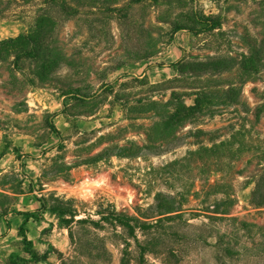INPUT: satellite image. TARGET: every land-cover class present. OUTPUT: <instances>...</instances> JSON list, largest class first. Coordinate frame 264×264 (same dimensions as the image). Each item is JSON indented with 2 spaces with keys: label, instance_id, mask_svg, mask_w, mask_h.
Masks as SVG:
<instances>
[{
  "label": "rangeland",
  "instance_id": "rangeland-1",
  "mask_svg": "<svg viewBox=\"0 0 264 264\" xmlns=\"http://www.w3.org/2000/svg\"><path fill=\"white\" fill-rule=\"evenodd\" d=\"M189 29L200 31L190 32V43L177 34ZM19 35L34 42H13L0 62V150L11 158L0 168V230L12 224L0 236V264H61L72 254L70 211L74 220H98V210L134 213L158 193L171 195L191 225L207 222L202 211L219 203L254 227L165 229L176 224L169 221L150 231L147 245L140 229L134 237L119 226L100 230L110 236L109 264H120L126 248V264H264V209L251 203L264 173V0H0V40ZM41 38L58 55L44 79L31 60L14 65L11 58ZM38 89L70 95L59 138L50 115L26 102ZM200 92L207 112L184 131L207 134L160 147L169 132L158 123L173 107L154 104L176 93L191 106ZM14 128L32 134L33 155L53 148L39 171L22 169L30 154L21 159L22 148L12 146ZM117 145L147 149L140 157L93 159ZM12 153L21 161L14 167ZM26 213L29 246L17 226ZM220 236L226 255L216 249Z\"/></svg>",
  "mask_w": 264,
  "mask_h": 264
},
{
  "label": "trees",
  "instance_id": "trees-1",
  "mask_svg": "<svg viewBox=\"0 0 264 264\" xmlns=\"http://www.w3.org/2000/svg\"><path fill=\"white\" fill-rule=\"evenodd\" d=\"M209 27L210 29H215V25L210 24ZM188 31L192 33L197 32L191 29ZM197 33H200V31ZM30 39L31 38L29 36L19 35L14 39L0 40V62L6 61V59H2V54L5 50L12 49L11 45L13 42H17L19 40L27 41L26 44L34 42ZM46 40L47 39L41 38L37 40L36 43H34L35 45L32 47H23L22 49L17 50L11 56V58L13 57L15 60L14 65H17V62H19V60L22 58L31 60L34 64V68L36 69L33 74H35L39 79H44V77L47 75L46 70L48 67L52 66L58 61V55L55 54V49L49 46L46 43ZM86 99L87 97L84 96L79 100L85 101ZM206 103L207 93L200 92L197 94L194 104L191 106H187L176 93H172L171 99L166 103L154 104L156 106L165 108V110L170 106L173 107V111L163 113V115L160 117V122L158 123L159 129L162 132H169V134L167 133L160 137V141L163 142V140H165L166 143L159 146H164L165 150L176 149L186 144L185 140H187L188 137H194L198 143L201 142V138L207 134L206 131L199 128L187 131L184 130L188 125L192 124L193 119H199L200 117L204 116V114L207 112ZM49 129L56 136H59V132L53 125H50ZM161 134L163 135L164 133ZM147 140H151L148 135ZM142 149H147V146L142 145L141 147H137L135 150H132L127 145L122 147L117 145L115 147H108L104 149L102 153L95 156L93 159L100 158L101 155H110L122 158H130L134 156L140 157L141 155H145V153L142 152ZM162 153L163 151L161 150L160 152H157L156 155H160ZM55 201L60 203L58 200ZM251 203L256 208L264 209V173L260 174L259 176L256 187L252 193ZM234 205L235 204H233V206ZM220 208L221 205L219 203L208 205L205 210L202 211V215L207 219V222H204L201 225H191L188 223V221L183 220L180 206L176 203L175 199L171 195L163 193H158L155 195L154 204L152 206H149L145 209L136 208L134 213H131L127 210H111L107 211V213L98 210L96 211V214L99 216L98 220H93L89 217L74 220L76 215L75 211H70L71 220L68 223L75 224L74 229H72V227H69L68 229L69 238L72 244V254L66 258L61 256V264H109L110 252L106 247V241L108 238H110V236L104 235L101 237L97 234V231L115 229L118 226L122 227V229H129V236L131 237H134V232L136 229H140L146 237V240L144 241V244L146 243V245L149 244L153 238L151 237L150 231L152 229H163L160 226L169 221H175L176 224L165 229H178V227L181 225L188 229H222V227H217V224L220 222L225 224L226 227L230 229H238L242 231L244 229H251L254 227L252 223H247L245 217L233 216L230 212H222ZM55 209H58V211L62 212L61 208ZM64 210L66 211V209ZM194 215H196V213H194L193 216ZM30 217H32V215L30 213H26L25 218L18 229V234L22 237L23 243L28 246L32 244L26 236V224ZM6 225L9 226L8 222H6ZM89 227L94 229H89ZM260 228L264 234V225ZM200 238L201 237H199V239ZM223 240L224 237H218L216 249L221 255H226L230 252L224 248L226 245L223 244ZM147 251V249H143V252ZM127 254L128 252L126 248L124 250V258H122L120 264L127 263L125 258Z\"/></svg>",
  "mask_w": 264,
  "mask_h": 264
},
{
  "label": "crops",
  "instance_id": "crops-1",
  "mask_svg": "<svg viewBox=\"0 0 264 264\" xmlns=\"http://www.w3.org/2000/svg\"><path fill=\"white\" fill-rule=\"evenodd\" d=\"M177 34H182V38H184L188 43H190L193 35L190 32L187 31H181ZM178 36V35H176ZM178 39H176L175 41H177ZM176 46H181V51L182 49L185 50V47L178 42H175ZM70 95H66V94H62L60 92L57 91H47V90H43V89H38L36 91L30 92L28 94V98H27V104L30 108L35 107L39 110H41V112H45L47 114L50 115L51 118V124L53 126L56 127L57 131L60 132V135L62 136V129L60 127H58L57 125V121L59 123V121L62 119H64L63 117L65 116V113L63 111V109L65 108V100L66 98H68ZM61 118V119H60ZM92 118V117H89ZM66 120V119H65ZM54 134V133H53ZM4 135V132L2 130H0V138ZM55 135V134H54ZM12 136L14 138H12V146H14L15 148H22V151H20V154H22V158H25V155H29V158L27 157L26 159H28V162H23L24 166H23V170L25 172H28V170H30V172H33V169H36L39 171L40 168L44 167L42 166V159L43 157H45L47 154L51 153L53 151V148L48 149L45 153L39 154L37 156L33 155V149H39L38 147H36L32 141H28L27 138H29V140L32 139V134H30L29 132L26 131H21V130H17L16 128H14V130L12 131ZM58 137V136H57ZM59 138V137H58ZM1 146V145H0ZM5 148V147H3ZM10 153L4 152L3 150H0V168L1 167H6V165L8 164L7 168H9V164H10ZM5 158H7L6 160H4ZM16 157H14V154L12 153V167H14V164L16 162L21 163V161L18 159H15ZM36 172L34 174H36ZM29 174V173H28ZM39 176V173H37ZM36 174V175H37ZM31 178V177H30ZM22 216V215H21ZM5 221V225H4V229L0 230V236L2 235H6L8 236L11 231H12V224L11 227L10 225L7 226ZM23 221H18L17 224H21ZM19 227V225H17Z\"/></svg>",
  "mask_w": 264,
  "mask_h": 264
}]
</instances>
